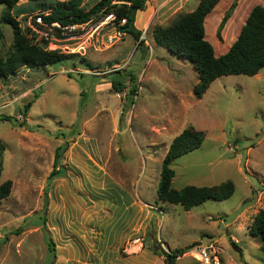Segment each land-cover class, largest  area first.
<instances>
[{
    "label": "rangeland",
    "instance_id": "374dc122",
    "mask_svg": "<svg viewBox=\"0 0 264 264\" xmlns=\"http://www.w3.org/2000/svg\"><path fill=\"white\" fill-rule=\"evenodd\" d=\"M197 2L148 0L137 14L135 39L111 15L42 26L40 3L19 0L12 13L30 40L69 58L22 67L0 81V184L11 181L0 200V264H164L160 250H181L174 264H195L192 250L207 244L220 264H264L260 239L249 234L264 207V69L259 76L218 77L197 98L195 67L153 39L154 26L170 25ZM232 2L220 0L205 19L216 54L227 51L244 24L236 4L218 37ZM7 49L4 41L1 53ZM116 75L119 93L104 82ZM188 125L204 139L172 162L171 186L231 180L234 192L184 210L160 201L156 189L168 146ZM61 144L63 170L48 180Z\"/></svg>",
    "mask_w": 264,
    "mask_h": 264
},
{
    "label": "trees",
    "instance_id": "16d2710c",
    "mask_svg": "<svg viewBox=\"0 0 264 264\" xmlns=\"http://www.w3.org/2000/svg\"><path fill=\"white\" fill-rule=\"evenodd\" d=\"M39 2L44 14L41 19L48 26L57 23L60 27L81 25L100 18L113 17L115 27L135 39L140 36L136 28L137 14L142 12L148 0H97L91 7L84 9L82 0H27ZM220 0H198L196 7L185 13H180L168 26L156 25L152 29L154 42L157 46L172 51L182 59H188L197 71L198 81L193 87L195 97L200 98L208 89L210 83L216 78L232 74L247 76L256 75L264 68V6L255 5L249 12L236 39L226 52L216 54L212 44L205 38V19L217 7ZM238 0H233L222 19L218 23L217 35L223 23L230 15V10L236 7ZM19 0H0L3 5L0 13V48L4 44L3 24L12 29L13 38L5 53L0 50V81H5L22 68H33L51 65L65 60L57 50H46L40 44L32 42L22 29L19 19L12 13ZM124 20L123 23H120ZM88 65V64H87ZM90 66V65H88ZM134 81V74L128 75ZM106 78V77H104ZM115 93L121 92L122 78L119 75L107 77ZM136 91L132 86L130 93ZM30 104V103H28ZM27 104V105H28ZM27 107V106H26ZM11 120V117H2ZM22 126L23 124H19ZM204 139L203 131L195 129L192 125L185 127L170 142L161 161L160 177L156 189L157 198L166 203L180 205L184 210H190L208 199L225 200L234 192V183L231 180L213 186L186 185L180 189L171 186L174 170L170 166L178 157L200 147ZM65 145L55 148L53 169L48 176L51 180L62 172L59 160ZM3 163V145L0 144V174ZM58 167V168H57ZM264 189V182H262ZM11 181L5 180L0 184V200L9 196ZM46 207V202L44 203ZM44 221V220H43ZM42 220L39 223H44ZM249 234L260 239V249L264 253V207L254 216ZM47 240L48 251L54 253V244ZM2 240L0 239V244ZM164 256V264H174L176 258L183 251L160 250Z\"/></svg>",
    "mask_w": 264,
    "mask_h": 264
},
{
    "label": "crops",
    "instance_id": "0c3cea01",
    "mask_svg": "<svg viewBox=\"0 0 264 264\" xmlns=\"http://www.w3.org/2000/svg\"><path fill=\"white\" fill-rule=\"evenodd\" d=\"M198 3V2H197ZM255 5H262L264 6V0H238L237 1V12L238 14H241L242 15V20L245 21V19L247 18L250 10L255 6ZM2 7L3 5L0 4V13H1V10H2ZM196 7V6H195ZM194 7V8H195ZM193 8V9H194ZM192 9V10H193ZM14 10V8H13ZM210 15V14H208ZM19 17V16H17ZM19 19V18H18ZM2 29H3V35H4V41L5 43L7 44V46L10 45L11 41H12V38H13V34H12V29L11 27L8 25V24H3L2 25ZM157 46V45H156ZM27 69H30V68H27ZM264 69V68H263ZM28 71V70H27ZM256 76H259V72L256 74ZM13 77V76H12ZM10 78V77H9ZM10 80V79H9ZM8 80V82H9ZM5 82V81H4ZM105 83H110V81H104ZM261 183V182H260ZM262 192H264V189L262 190Z\"/></svg>",
    "mask_w": 264,
    "mask_h": 264
},
{
    "label": "built area",
    "instance_id": "2783aa9c",
    "mask_svg": "<svg viewBox=\"0 0 264 264\" xmlns=\"http://www.w3.org/2000/svg\"><path fill=\"white\" fill-rule=\"evenodd\" d=\"M36 20L42 26L48 27V25L42 21L41 16L38 15ZM124 20H121L120 23H123ZM52 25H57V23H52ZM193 254L195 255V264H220V259L216 254L213 246L211 244L198 246L192 250Z\"/></svg>",
    "mask_w": 264,
    "mask_h": 264
}]
</instances>
